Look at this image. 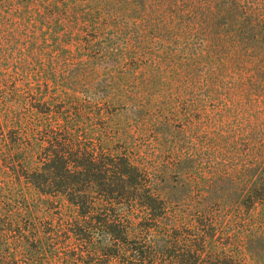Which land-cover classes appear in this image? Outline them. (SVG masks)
Wrapping results in <instances>:
<instances>
[{
  "label": "trees",
  "instance_id": "obj_1",
  "mask_svg": "<svg viewBox=\"0 0 264 264\" xmlns=\"http://www.w3.org/2000/svg\"><path fill=\"white\" fill-rule=\"evenodd\" d=\"M195 1L155 0L150 11L141 3L136 10L145 23L144 16L168 3L173 16L186 20L189 31L197 33L200 7ZM218 2L211 0V13L204 8L203 15L213 24L227 17L222 25L226 38H217L234 45L236 53L230 57L253 55L249 94L258 97L264 94L263 17L253 12L254 4L244 12L238 0ZM89 4L85 8L78 0H0V62L34 72L38 85L39 79L55 88L59 80L69 81L75 66V55L67 49L73 32L80 26L98 33L103 29L98 23L103 7ZM89 44L106 52V39ZM207 55L208 61L214 57L208 72L212 79L218 70L229 68L227 61L216 60L215 46ZM10 78L0 72V87ZM28 92L38 97L29 110L31 121L10 117L0 107V170L7 181L0 185V198L7 200L0 208V225L5 226L0 230L19 234L18 250L1 264H21L19 254L38 255L25 235L31 231L40 251L44 243L63 237L60 259L66 264H264V127L249 125L242 150L243 183L235 190L220 188L231 176L222 170L223 153L207 154L200 167L208 166V177L197 173L195 184L203 192L201 202L186 213L180 207L186 186L188 195L193 187L191 181L168 187L166 177L177 173L173 167L154 165L141 156L133 160L113 145L114 136L81 109L87 99L80 102L65 93L68 104L42 101L47 91L36 92L33 85ZM182 162L178 158L176 167ZM232 172L239 174L237 169ZM25 189L46 199L32 201ZM229 190L236 199L229 200ZM37 213L45 220L38 221Z\"/></svg>",
  "mask_w": 264,
  "mask_h": 264
},
{
  "label": "rangeland",
  "instance_id": "obj_2",
  "mask_svg": "<svg viewBox=\"0 0 264 264\" xmlns=\"http://www.w3.org/2000/svg\"><path fill=\"white\" fill-rule=\"evenodd\" d=\"M78 1L85 8L89 3L103 7L98 20L103 29L98 33L91 27L80 26L73 32V42L67 47L75 55L70 80L63 83L59 80L57 88L51 83L46 87L43 79H39L38 85L34 72L14 69L15 64L6 67L7 63L0 62V72L11 75L1 84L0 107L10 117L16 115L26 122L31 121L29 110L32 104L38 103V97L28 92V85H33L36 92L47 91L42 101L64 102L68 99L65 93L77 97L80 102L87 99L88 105L81 109L93 123H99L107 135L114 136L113 145L125 149L133 160L141 156L154 165L173 167L177 173L172 171L166 177L168 187L176 188L191 181L193 187L188 195L186 186V199L180 207L186 213L201 202L203 192L195 184L198 182L197 173L208 177V166L203 170L200 167L208 159V153L221 151L224 155L226 167L222 170L231 176L221 189H234L242 184V150H245L249 125L256 129L264 127V94L258 97L249 94L253 55L250 60L230 57L236 53L234 45L219 40L226 38L222 25L227 17L217 19L214 24L207 21L203 9H206L204 13H211L207 8H211V0H196L200 10L195 33L189 31L191 27L186 20L173 16L168 3L157 13L144 16L147 22L142 23L136 7L145 4L150 11L155 0ZM225 1L219 0L218 3L225 4ZM238 1L244 12L254 4L251 9L264 20V0ZM217 35H220L219 39ZM102 39L107 41L106 52L89 46V43ZM260 40L264 43V34ZM214 46L216 60L227 61L229 68L224 72L218 70L217 77L212 79L208 72L212 69L210 63L214 57L208 61L207 57H211L207 50ZM200 53L205 58L201 59ZM235 60L238 62H232ZM238 147L241 151L237 152ZM178 158L183 161L182 168L176 167ZM234 169L239 174L233 173ZM6 182L0 170V185L3 187ZM198 184L199 187L203 185ZM234 190H229L232 192H229L230 201L237 198ZM25 193L32 201L46 199L32 189H25ZM6 204L7 200L2 196L0 208ZM213 209L217 207L213 206ZM37 219L40 222L45 220L41 213H37ZM38 226L42 231L43 227ZM4 227L0 225V229ZM18 235L6 230L0 232V264L18 250L15 243ZM25 235L29 246L39 253L36 257L19 254L17 259L21 264H66L60 259L65 251L61 242L63 237L44 243L40 251L35 232H26ZM245 261L249 262L248 259Z\"/></svg>",
  "mask_w": 264,
  "mask_h": 264
}]
</instances>
